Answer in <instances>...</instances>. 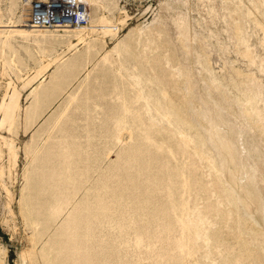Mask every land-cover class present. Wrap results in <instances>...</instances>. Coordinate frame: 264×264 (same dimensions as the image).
<instances>
[{
    "label": "rangeland",
    "instance_id": "rangeland-1",
    "mask_svg": "<svg viewBox=\"0 0 264 264\" xmlns=\"http://www.w3.org/2000/svg\"><path fill=\"white\" fill-rule=\"evenodd\" d=\"M26 1L0 0V264H264V0H74L56 29Z\"/></svg>",
    "mask_w": 264,
    "mask_h": 264
},
{
    "label": "built area",
    "instance_id": "built-area-1",
    "mask_svg": "<svg viewBox=\"0 0 264 264\" xmlns=\"http://www.w3.org/2000/svg\"><path fill=\"white\" fill-rule=\"evenodd\" d=\"M23 25L53 29L61 26L80 27L87 23L82 3L74 0H27Z\"/></svg>",
    "mask_w": 264,
    "mask_h": 264
},
{
    "label": "bare ground",
    "instance_id": "bare-ground-1",
    "mask_svg": "<svg viewBox=\"0 0 264 264\" xmlns=\"http://www.w3.org/2000/svg\"><path fill=\"white\" fill-rule=\"evenodd\" d=\"M78 3V2H77ZM83 5V4H82ZM84 7V6H83ZM85 15H86V12H85V9H84V12H83ZM61 27H72V26H61ZM82 27V26H80ZM41 28V27H40ZM56 28H59V27H56ZM56 28H53V29H56ZM76 28V26L74 27ZM35 29V28H34ZM36 29H39V28H36ZM43 29H46V28H43Z\"/></svg>",
    "mask_w": 264,
    "mask_h": 264
},
{
    "label": "crops",
    "instance_id": "crops-1",
    "mask_svg": "<svg viewBox=\"0 0 264 264\" xmlns=\"http://www.w3.org/2000/svg\"><path fill=\"white\" fill-rule=\"evenodd\" d=\"M3 24H6V23H3ZM14 24H17L16 21L14 22Z\"/></svg>",
    "mask_w": 264,
    "mask_h": 264
}]
</instances>
